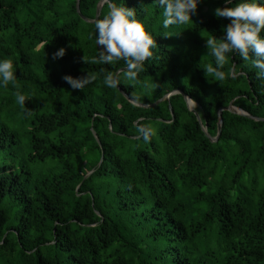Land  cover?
Here are the masks:
<instances>
[{
	"label": "trees",
	"instance_id": "obj_1",
	"mask_svg": "<svg viewBox=\"0 0 264 264\" xmlns=\"http://www.w3.org/2000/svg\"><path fill=\"white\" fill-rule=\"evenodd\" d=\"M100 1L79 0L80 14L94 20ZM237 2L201 0L192 22L164 28L154 0H115L156 41L141 83L121 72L118 87L143 105L183 91L211 137L230 103L264 119L250 61L229 54L223 80L204 70L231 21L214 10ZM94 30L76 0H0V58L18 78L0 87V264H264V121L224 111L212 143L180 94L130 103L104 83L126 63H92ZM88 73L83 90L63 79Z\"/></svg>",
	"mask_w": 264,
	"mask_h": 264
},
{
	"label": "clouds",
	"instance_id": "obj_2",
	"mask_svg": "<svg viewBox=\"0 0 264 264\" xmlns=\"http://www.w3.org/2000/svg\"><path fill=\"white\" fill-rule=\"evenodd\" d=\"M199 3L201 0H154V4L163 9L164 28L192 22ZM225 4L232 5L233 0H225ZM214 13L218 18H231V21L223 29L222 37L212 35L207 40L214 64L205 67L206 74H212L218 80L225 79L224 68L229 54L238 53L258 69V78H264V0H238L235 6L217 7ZM89 38H94L96 45L102 46L99 55L92 57V63L108 65L123 60L127 65L122 70L124 79L141 83L138 75L143 71L144 62L153 57L156 41L137 18L135 8H128L123 3L117 5L115 0H110V10L102 19L96 20L95 30L89 32ZM65 54L66 49L60 48L53 54V59L62 58ZM97 77L98 74L88 73L82 78L65 75L63 79L72 89L83 90ZM17 79L13 59L0 58V87L7 88L10 83L15 87ZM104 83L116 88L121 83V73L108 71ZM15 95L17 103L25 106L26 94L17 89ZM140 131L145 139L149 138V130L141 128Z\"/></svg>",
	"mask_w": 264,
	"mask_h": 264
},
{
	"label": "water",
	"instance_id": "obj_3",
	"mask_svg": "<svg viewBox=\"0 0 264 264\" xmlns=\"http://www.w3.org/2000/svg\"><path fill=\"white\" fill-rule=\"evenodd\" d=\"M105 3H109L110 5V2L108 0H101L98 5H97V8H96V17L94 20H88L86 18H84L81 14H80V11H79V0H76V11L78 13V15L80 16V18L82 20H84L85 22H88V23H94L96 22V20L98 19L99 15H100V12H101V9H102V6L105 4ZM98 48L100 49L101 46L98 45ZM126 68H121L119 69L117 72H123L122 70H125ZM119 92L132 104L134 105H137V106H140V107H143V108H151V107H154L158 104H160L161 102H164V101H169L170 97L175 95V94H180L185 103H186V106H187V109L189 112L193 113L196 118H197V121L201 127V130L203 131L204 135L209 139L210 142L212 143H215L218 141V138L221 134V127H222V112L224 111H227V112H230L232 114H235V115H238V116H241V117H244V118H247V119H250V120H253V121H256V122H262L264 121V119H261V118H256V117H253L252 115H250L248 112L242 110V109H239L237 107H234L231 103L225 107V108H221L218 110V113H217V135L215 137H211L207 131H206V127L203 126V124L201 123V120L198 116V114L196 113V111L194 110V107H195V103H193V101L181 90H174L166 95H164L161 99H159L158 101H156L155 103H153L152 105H143V104H139L137 103L136 101L130 99L118 86L116 87ZM91 132L96 140V142L100 145V142L96 136V134L94 133V131L91 129ZM102 161V159H101ZM100 161V163H101ZM99 163V164H100ZM91 173H89L86 177H88Z\"/></svg>",
	"mask_w": 264,
	"mask_h": 264
}]
</instances>
